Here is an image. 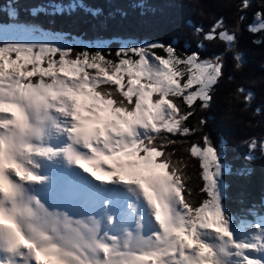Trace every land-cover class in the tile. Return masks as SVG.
Instances as JSON below:
<instances>
[{"label": "snow or ice", "instance_id": "obj_1", "mask_svg": "<svg viewBox=\"0 0 264 264\" xmlns=\"http://www.w3.org/2000/svg\"><path fill=\"white\" fill-rule=\"evenodd\" d=\"M255 18L252 33L264 30ZM204 39L230 49L236 36L218 20ZM222 68L221 56L171 45L122 46L113 59L0 31V264H264V217L239 222L223 203L226 141L189 148L198 205L167 151L165 134L194 131L196 102L210 107ZM248 147L264 153V142Z\"/></svg>", "mask_w": 264, "mask_h": 264}, {"label": "trees", "instance_id": "obj_2", "mask_svg": "<svg viewBox=\"0 0 264 264\" xmlns=\"http://www.w3.org/2000/svg\"><path fill=\"white\" fill-rule=\"evenodd\" d=\"M248 3L242 9L243 0H0V31L20 34L27 29L62 37L75 52L103 49L113 59L126 42L171 45L177 55L196 52L201 59L221 56L223 76L212 93L210 107L201 109L196 102L194 114L185 122L194 131L187 136L165 134L175 141L167 151L185 166L191 191L188 200L198 205L204 198L201 169L189 148L193 143L202 146L205 135L214 146L226 141L223 203L239 222L252 223L264 217V153L248 147L253 139L264 142V30L252 33L248 29L256 24L257 12L264 14V0ZM13 10L14 15L9 16ZM218 20L236 36L230 49L219 39H204ZM236 53L241 54L239 69L235 67ZM157 54L164 55L159 49ZM248 92L251 101L244 98ZM176 103L182 111L188 110L182 100ZM201 119L206 123L202 125ZM249 155L251 160L246 159ZM245 170L247 174H242Z\"/></svg>", "mask_w": 264, "mask_h": 264}, {"label": "rangeland", "instance_id": "obj_3", "mask_svg": "<svg viewBox=\"0 0 264 264\" xmlns=\"http://www.w3.org/2000/svg\"><path fill=\"white\" fill-rule=\"evenodd\" d=\"M257 23H258V21L256 22V24ZM20 32H21L20 34L4 33L5 38H7L9 40H28V41H32V42L51 41V42L59 44L61 46H68V44H70V42L68 40H66L62 37L51 38V37L43 35V33L33 34L32 31L30 32V30H27V29H23ZM95 45H99V44H95ZM140 45H143V44L129 45V44H127V42L124 44V46H140Z\"/></svg>", "mask_w": 264, "mask_h": 264}]
</instances>
